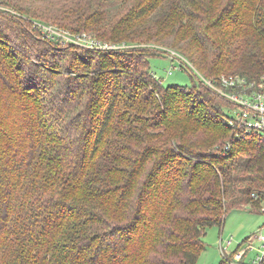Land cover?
Returning a JSON list of instances; mask_svg holds the SVG:
<instances>
[{"label":"trees","instance_id":"1","mask_svg":"<svg viewBox=\"0 0 264 264\" xmlns=\"http://www.w3.org/2000/svg\"><path fill=\"white\" fill-rule=\"evenodd\" d=\"M170 50L190 84L150 71ZM195 69L264 75V0H0V264H197L230 207L260 212L264 134Z\"/></svg>","mask_w":264,"mask_h":264},{"label":"built area","instance_id":"2","mask_svg":"<svg viewBox=\"0 0 264 264\" xmlns=\"http://www.w3.org/2000/svg\"><path fill=\"white\" fill-rule=\"evenodd\" d=\"M33 24L40 31L43 38L60 44H75L89 49H118L129 46L126 43H113L100 40L87 32L74 33L56 25L43 24L36 21H33ZM173 53L176 54L175 52ZM182 60L187 63L185 58H182ZM187 64L192 66L190 63ZM195 72L204 83L232 103L226 120L235 128L237 133L264 134V75L258 79H248L246 76L236 73L221 75L216 79H207L201 76L196 69ZM251 196L253 200L258 199V195L254 192L251 193ZM260 212L264 214V195L260 199ZM255 239L262 241L261 245L263 249L261 254L257 255L249 264H260L264 257V236L260 232L247 236L243 240L244 247L236 250L232 254V258L228 256L227 250L231 244V238L225 240L220 238V242L223 244V255H225L230 264H246L242 262V259L246 252L253 248V241H257Z\"/></svg>","mask_w":264,"mask_h":264},{"label":"rangeland","instance_id":"3","mask_svg":"<svg viewBox=\"0 0 264 264\" xmlns=\"http://www.w3.org/2000/svg\"><path fill=\"white\" fill-rule=\"evenodd\" d=\"M170 50L169 53L151 56L149 58L150 71L163 84H190L191 77L185 71L186 63L179 54H174ZM186 59V58H185ZM187 63H190L186 60ZM189 65V64H188ZM190 66V65H189ZM192 67V66H191ZM193 73V72H191ZM229 107L224 108V112L228 113ZM227 198L234 199V196ZM224 224L219 226H211L207 228L203 240L206 244L205 249L200 253L197 264H219L225 260L226 264H230L225 255H223V244L220 238H231V244L228 246V256L232 258V254L244 247L243 240L251 235L259 232L264 236V214L262 212L251 211L248 204H242L241 207H230L225 215ZM252 249H249L244 255L242 262L249 264L257 255L261 254L262 241L255 239ZM231 253V255H230ZM233 260V259H230ZM237 263L236 261H233Z\"/></svg>","mask_w":264,"mask_h":264}]
</instances>
